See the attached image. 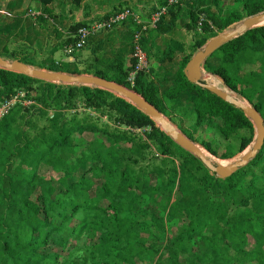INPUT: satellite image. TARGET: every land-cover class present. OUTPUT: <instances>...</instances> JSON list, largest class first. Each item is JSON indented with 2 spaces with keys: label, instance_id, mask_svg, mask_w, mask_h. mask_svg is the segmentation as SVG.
Returning <instances> with one entry per match:
<instances>
[{
  "label": "trees",
  "instance_id": "obj_1",
  "mask_svg": "<svg viewBox=\"0 0 264 264\" xmlns=\"http://www.w3.org/2000/svg\"><path fill=\"white\" fill-rule=\"evenodd\" d=\"M168 3L158 0L153 11L165 6L172 15L168 25L157 23L160 33L174 26L181 8ZM263 11L264 0H244L241 13L203 19L193 51ZM190 15L195 28L199 17L196 11ZM36 19L43 26L47 18ZM91 24L74 23L67 34L56 29L52 38L65 48L76 41L79 28ZM29 50L6 47L4 58L32 65L22 59ZM208 58L217 62L214 68ZM208 58L204 67L264 120V25ZM96 60L85 61L91 66ZM188 61L174 86L162 93L149 73H138L134 84L128 83L133 59L130 65L116 60L106 71L69 73L92 74L132 89L190 140L230 159L252 142L253 125L239 109L190 83L183 73ZM50 71L59 69L52 65ZM18 91L32 103L17 104L0 118V264H264V144L246 166L220 179L109 91L0 69V102ZM212 130L215 140L200 137L201 131ZM84 132L92 138L82 137ZM82 166L87 169L75 178ZM42 167L55 175L45 178ZM250 237L254 246L247 249Z\"/></svg>",
  "mask_w": 264,
  "mask_h": 264
},
{
  "label": "crops",
  "instance_id": "obj_2",
  "mask_svg": "<svg viewBox=\"0 0 264 264\" xmlns=\"http://www.w3.org/2000/svg\"><path fill=\"white\" fill-rule=\"evenodd\" d=\"M243 3L244 0H185L169 31L160 33L158 28L148 27L142 43L150 59V70L153 64V75L149 76L161 93L174 86L176 73L184 61L189 60L197 51H193L192 47L199 37V29L197 24L195 28L190 26L191 11H196L199 18L209 21L212 16L226 18L236 9L241 13ZM157 6L158 0H0V56L4 57L2 53L6 47L9 50L28 47L30 50L23 57L31 66L50 70L52 65H57L59 72L64 73H69L71 69L86 68L106 71L116 60L130 65L131 34L134 27L129 22L96 32L90 36L84 48L72 55L65 54L64 47L57 46L59 41L52 38L54 30L67 34L69 26L74 23L91 24L95 20L101 22L128 7L142 21L149 23ZM46 11L53 16L48 17ZM39 15L47 18L43 26L37 23ZM171 16L169 12L162 16L160 26L168 25ZM167 49H171L169 54H166ZM93 57L97 60L89 66L85 60Z\"/></svg>",
  "mask_w": 264,
  "mask_h": 264
},
{
  "label": "water",
  "instance_id": "obj_3",
  "mask_svg": "<svg viewBox=\"0 0 264 264\" xmlns=\"http://www.w3.org/2000/svg\"><path fill=\"white\" fill-rule=\"evenodd\" d=\"M264 25V11L246 17L237 23L235 27L228 31H223L220 34L212 37L201 48H199L189 59L183 69L186 79L199 86L202 89L209 91L224 102L230 104L236 109H239L243 115L249 119L254 128V137L249 146L241 152L239 159L228 165H220L213 163L204 156L198 148V144L190 140L177 126L170 121L165 115L160 113L153 105L147 102L141 95L134 92L132 89L120 85L116 82L106 80L104 78L89 75V74H71L59 71H50L28 65L20 60L7 59L0 56V69L6 71L26 75L48 83H57L62 85H83L96 87L109 91L116 96L125 99L138 110L148 116L155 125L165 133L174 143L183 150L192 154L199 159L201 163L220 179L230 177L234 172L246 166L264 144V120L260 113L249 104L234 98L232 95L216 88L215 86L203 81L202 69L208 57H210L217 49L229 41L243 35L247 31ZM214 75V74H212ZM216 76V75H214ZM218 77V76H216ZM224 87L228 88L225 82L218 77ZM229 89V88H228Z\"/></svg>",
  "mask_w": 264,
  "mask_h": 264
},
{
  "label": "built area",
  "instance_id": "obj_4",
  "mask_svg": "<svg viewBox=\"0 0 264 264\" xmlns=\"http://www.w3.org/2000/svg\"><path fill=\"white\" fill-rule=\"evenodd\" d=\"M182 0H169L168 5H179ZM182 6V4H181ZM168 14L167 7H162L152 14L149 23L142 21L131 9H122L120 12L113 14L107 20L95 22L88 27L79 28L76 32V41L64 48V53L72 55L77 50L84 48L90 38L98 31H106L113 26L121 23L129 22L133 24V31L131 34V57L134 60V67L128 72L127 81L134 84L135 77L138 73H150V62L148 53L142 47V38L148 27H157V23ZM203 17L199 18L198 29L201 28ZM32 102L26 99L24 91H18L12 97L0 102V118L7 115L10 110L17 104L28 106ZM140 131V130H138Z\"/></svg>",
  "mask_w": 264,
  "mask_h": 264
},
{
  "label": "rangeland",
  "instance_id": "obj_5",
  "mask_svg": "<svg viewBox=\"0 0 264 264\" xmlns=\"http://www.w3.org/2000/svg\"><path fill=\"white\" fill-rule=\"evenodd\" d=\"M236 11H238V9H236L235 10V12ZM237 24L235 23L234 25H231V27H229V28H227L225 31H228V30H230V29H232L233 27H235ZM3 54V56H5L4 55V53H2ZM22 59L23 60H27V59H24V57L22 56ZM209 60H210V58H208V62H209ZM149 61H150V59H149ZM36 62V61H35ZM217 62H215L214 60H211L210 62H209V65H210V67L211 68H214V65L216 64ZM150 65H151V63H150ZM155 65V64H154ZM206 69V70H205ZM203 71H204V73L205 74H210V70H208V68H205L204 66H203V69H202ZM154 71L153 70V64H152V69L150 70V73H149V75L151 76V75H153V73L152 72ZM208 76V75H207ZM207 76H205L206 78H208ZM215 77V76H214ZM216 78H218V77H216ZM204 79V78H203ZM218 80H219V78H218ZM203 81H205V82H208V79H204ZM220 81V80H219ZM221 82V81H220ZM227 90H229L228 88H226ZM230 92H232V93H234L233 91H231V90H229ZM238 98H240V99H242L244 102H246V100L243 98V97H241L239 94H236V93H234ZM185 124H186V122H185ZM185 124L183 123V127H185ZM177 128L179 129L180 127L179 126H177ZM181 129V128H180ZM182 130V129H181ZM202 132V133H201ZM200 133V137L202 138V139H204L205 141H212V139L213 140H215L216 138H217V136H215L214 135V132H213V130L211 131V132H209V133H205V132H203V131H201ZM83 134V136L82 137H84V138H86V139H91L92 138V134L90 133V132H84V133H82ZM199 134L198 133H195V136H198ZM205 135V136H204ZM198 145V147L201 149V150H203V151H205L211 158H212V162L213 163H216V164H218L219 162L220 163H222V164H226V165H228L229 163H232V162H234L235 160H237V159H239L240 158V156H241V153H238V154H236L235 156H233L232 158H230V159H220V158H218V157H216V156H214L213 154H211L210 152H208L206 149H204V147H202L199 143H197ZM87 169V167L86 166H82L78 171H76L75 172V178H77V177H79V176H81V175H83L84 174V171ZM40 173H41V175H43V176H45V178H49L50 176H54L55 175V173L52 175L51 173H50V170L48 169V168H45V167H42L41 168V170H40ZM57 177V176H56ZM156 233V232H155ZM167 241L168 240H165V244L167 243ZM253 246H254V241L251 239V237L249 238V243L247 244V246H246V248L247 249H251V248H253Z\"/></svg>",
  "mask_w": 264,
  "mask_h": 264
},
{
  "label": "bare ground",
  "instance_id": "obj_6",
  "mask_svg": "<svg viewBox=\"0 0 264 264\" xmlns=\"http://www.w3.org/2000/svg\"><path fill=\"white\" fill-rule=\"evenodd\" d=\"M202 73H203V78H204L205 80L208 79V82H207V83H209V84L215 86V87L218 88V89H221V90H223V91H226L227 93H229L230 95H232L234 98H236V99H238V100L244 102L242 99L238 98L234 93H232V92H230L229 90H227L226 87H224L223 84L218 80V78L214 77V75H212L211 72H210V74H205V73L202 71ZM207 75H208V76H207ZM205 76H207L208 78H206ZM204 79H203V80H204ZM244 103H245V102H244ZM198 148H199V147H198ZM199 149H200V148H199ZM200 150H201V149H200ZM201 152L204 154V156H205L206 158H208L210 161H212V158H211V157H210L205 151L201 150ZM218 164H220V165H226V164H222V163H220V162H219Z\"/></svg>",
  "mask_w": 264,
  "mask_h": 264
},
{
  "label": "clouds",
  "instance_id": "obj_7",
  "mask_svg": "<svg viewBox=\"0 0 264 264\" xmlns=\"http://www.w3.org/2000/svg\"><path fill=\"white\" fill-rule=\"evenodd\" d=\"M198 25V24H197ZM200 31V30H199ZM89 41V40H88ZM75 53V52H74ZM230 90V89H229ZM232 91V90H231ZM235 93V92H234ZM237 94V93H236ZM242 97V96H241ZM247 101V100H246ZM252 106V105H251Z\"/></svg>",
  "mask_w": 264,
  "mask_h": 264
}]
</instances>
